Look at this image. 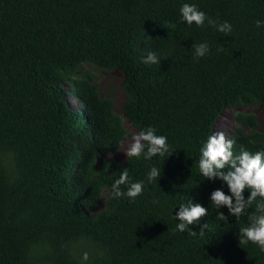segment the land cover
<instances>
[{
	"label": "trees",
	"instance_id": "16d2710c",
	"mask_svg": "<svg viewBox=\"0 0 264 264\" xmlns=\"http://www.w3.org/2000/svg\"><path fill=\"white\" fill-rule=\"evenodd\" d=\"M183 2L0 0V264H264V251L239 241L260 198L221 220L208 199L220 182L198 167L226 109L264 108V26L256 25L264 0H187L231 23L227 34L187 25ZM200 42L209 52L194 57ZM148 51L161 60L143 63ZM93 69L123 73L122 113L101 95ZM235 119L233 152L264 148L257 115L238 109ZM126 120L138 131L154 127L174 151L111 157ZM152 166L162 175L148 182ZM125 167L145 181L135 199L111 195ZM192 197L208 214L194 232L178 231L173 214Z\"/></svg>",
	"mask_w": 264,
	"mask_h": 264
},
{
	"label": "clouds",
	"instance_id": "9594fccd",
	"mask_svg": "<svg viewBox=\"0 0 264 264\" xmlns=\"http://www.w3.org/2000/svg\"><path fill=\"white\" fill-rule=\"evenodd\" d=\"M180 19L187 25L204 26L205 22L216 28L221 33H230L232 25L228 21L218 22L209 17L205 11L197 4L185 0L179 8ZM257 27L264 26V20H256ZM209 52L207 42H200L194 45V57H202ZM155 52L148 51L141 60L145 64H155L161 60ZM233 139H226L223 132L209 135L199 149L200 157L198 161L199 173L208 181H219L220 187H216L209 193L208 199L211 204L220 210L221 220H228L229 216L235 218L246 214V210L252 206L253 202L260 198L255 204V213L248 214V223L239 228V241H250L256 244L261 251H264V148L252 153L241 146L238 153L233 152ZM169 151L167 137L163 134H156V129L152 126L141 128L138 133L132 134V143L124 152L126 157L149 160L154 156L167 157L173 152ZM162 175V168L150 167L147 172V181L159 180ZM144 180H131L128 170L125 167L111 185V195L114 198L127 196L135 199L144 190ZM120 185H126L122 190ZM227 188V191H225ZM247 190V196L245 191ZM173 214L178 221L176 229L186 231L194 229L192 225L200 224V218L208 214V206L195 202L192 197L186 203L178 204ZM226 208L227 212L222 209ZM203 225H201L202 227ZM83 261L88 260L85 252Z\"/></svg>",
	"mask_w": 264,
	"mask_h": 264
},
{
	"label": "rangeland",
	"instance_id": "374dc122",
	"mask_svg": "<svg viewBox=\"0 0 264 264\" xmlns=\"http://www.w3.org/2000/svg\"><path fill=\"white\" fill-rule=\"evenodd\" d=\"M97 75L99 91L102 96L108 97L113 101V108L117 113L123 112V105L125 101V93L121 87V82L123 79V73L118 69H112L107 72H102L98 69H93ZM67 90H69V86H67ZM68 100L70 105L73 107L79 108V105L76 103L75 97L73 94H68ZM240 109L243 111H252L255 113L259 120L260 129L264 132V108H260L258 106H244L240 108H229L226 109L220 117L216 120L213 129V135L223 132L225 138H229V134L233 132L235 127L237 126L235 113ZM125 126L128 130V134L120 144V147L115 152H110L109 155L111 157L117 158L119 160L124 161L127 157L125 156V151L128 147H130L132 143V134L138 133V129L129 121L126 120ZM107 193L105 192L97 203V209L93 212L100 211L104 208L106 202Z\"/></svg>",
	"mask_w": 264,
	"mask_h": 264
}]
</instances>
